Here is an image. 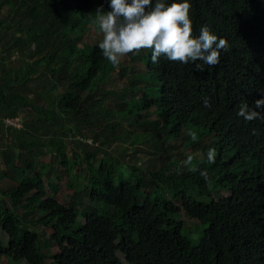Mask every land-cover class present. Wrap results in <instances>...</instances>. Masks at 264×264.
Here are the masks:
<instances>
[{
    "label": "trees",
    "instance_id": "trees-1",
    "mask_svg": "<svg viewBox=\"0 0 264 264\" xmlns=\"http://www.w3.org/2000/svg\"><path fill=\"white\" fill-rule=\"evenodd\" d=\"M6 1L15 10L0 13V132L9 131L14 144L0 151V183L8 178L15 184L0 188V262L264 264V120L248 122L236 114L242 101L259 111L254 102L264 99V0H188L193 37L208 26L228 42L215 66L181 64L163 56L153 63L151 49L138 54L136 62L145 71L134 89L145 99L134 102L129 95L127 101L122 95L119 111L146 114L152 104L145 91L158 86L159 109L171 138L167 146L150 143L157 155L142 169L125 168L93 139V145L74 140L80 147L72 153L65 142L71 130L64 131V122L89 121L96 111L91 94L109 75V62L98 45L79 49L82 32L71 39L68 28L77 23L87 27L97 2L108 6V0H34L42 12L30 0ZM26 47L23 59L18 49ZM11 62L17 65L10 68ZM104 106L105 115L117 111L110 102ZM16 117L22 118L23 129L4 124L5 118ZM150 122L147 126L154 129ZM178 139L190 153L173 152ZM35 148L54 154L62 171L78 180L73 198L83 199L79 205L84 210L74 200L64 205L47 196L44 183L51 167L37 169ZM209 148L216 152L212 164ZM196 149L202 160L186 163ZM160 154L165 155L161 162ZM52 188L59 190L55 182ZM180 208L207 225L196 244L180 231L181 222L174 217ZM79 218L82 224L74 231ZM37 228L56 235L55 255L43 253L48 248L42 247Z\"/></svg>",
    "mask_w": 264,
    "mask_h": 264
},
{
    "label": "rangeland",
    "instance_id": "rangeland-1",
    "mask_svg": "<svg viewBox=\"0 0 264 264\" xmlns=\"http://www.w3.org/2000/svg\"><path fill=\"white\" fill-rule=\"evenodd\" d=\"M32 4H36V10L38 12H42L43 7L40 2L35 3L34 0H30ZM97 7L101 4V1L97 2ZM12 6L8 4L6 0H0V13L1 14H9L11 15L15 10L12 7V11L9 13L10 8ZM73 9V7H70ZM104 10H110L107 5H104ZM44 11V10H43ZM95 16L91 18L90 24L85 27L82 23H77L76 25L70 26L68 30L70 31L69 36L71 39H74L76 35H81L82 32V40L80 44L77 45L79 49H82L84 45L92 46L99 45L102 41V33L99 32L98 26L94 25ZM20 35V34H18ZM33 47V46H32ZM23 50V51H22ZM146 49L141 50V52H146ZM0 51H2V45L0 42ZM21 54V57L24 59L29 53V47L25 49H18ZM138 54H128L126 57L121 59V63L118 66H113L110 62L106 65V71L109 72V75L105 78V80L97 83V89H95L91 94V99L96 102L95 111L93 115L90 117L89 121L86 123H79L77 125L74 121H66L64 122L63 129L64 131L71 130V137L65 138L67 150L69 153L73 151H79V147L77 144H74V140H81L84 144L93 145L92 140L96 141L99 147L102 150L112 152L120 161L121 165L125 168L131 167H139L144 168L147 163L150 162V159L153 155H157L154 153L156 149L150 146V143L157 144L158 147L162 145H169L171 142V138H168V134L170 133V126L164 121L163 111L159 109V87H148L145 91V95L147 99L151 102L152 107H150V111H146V114L139 113L138 115H123L119 111L120 105V96H126V99L129 101L128 97L131 95V100L134 102L140 101V99H145L144 94L141 92H137L135 88L140 85L138 79L141 74H144L145 67L139 61L136 62ZM142 57V56H141ZM38 58V56H37ZM35 58V59H37ZM63 58V57H62ZM35 59L30 60L33 62ZM74 64V62H73ZM10 68H14L17 64L11 62ZM140 74V75H139ZM146 87V85L144 86ZM116 92V94H115ZM55 100L58 99L56 94H52ZM90 99V100H91ZM110 102L117 109L116 112L111 114H104L103 107L105 110V104ZM103 105V107H102ZM126 112L131 109V104L129 103L125 106ZM112 110H110L111 112ZM152 114V115H150ZM96 116V118H94ZM21 118V117H20ZM151 121V122H150ZM151 123L154 127L155 131L158 132L155 137V142L152 140L153 136L156 135L154 129L149 128L147 123ZM55 124V123H53ZM103 131L105 136H99L97 133ZM3 132H0V151L8 148L12 144H14V137L6 131V135H2ZM102 133V132H101ZM98 136H97V135ZM163 134V135H162ZM107 136H110L107 138ZM73 140V141H72ZM44 141H48V137L45 136ZM151 141V142H150ZM175 146L177 149H174L173 152L177 153L184 152L190 153L191 149L181 145V140H177ZM205 145H209V143H205ZM34 152L38 155L36 159V166L38 170L44 171V169L50 165V174L46 176L44 189L47 193V196H51L55 198L58 202L63 203L64 205H69L71 201L76 202V206L84 210V208L80 207L79 202L83 201L81 197L73 198L74 194L78 191L77 188V179L73 176H69L64 173L59 167L57 160L54 154H49L46 149H33ZM165 155H159V160L161 162L162 158ZM100 157V156H99ZM98 157V158H99ZM202 152L196 149L192 154V159L201 161L202 160ZM112 162V161H110ZM116 163V162H115ZM152 162V165H159L160 163ZM162 165L165 163L162 162ZM117 168H120V164L116 163ZM122 168V167H121ZM248 168H242V171H247ZM127 174V171L122 168ZM59 174V175H57ZM57 176H60V180L57 181ZM127 177V175H126ZM56 183L58 185V192L55 193L52 188V183ZM82 183V182H81ZM15 183L11 179H4L0 183V188H5L14 185ZM166 194L169 193L167 188ZM164 192V191H163ZM162 191L160 193H163ZM81 195V194H80ZM79 195V196H80ZM217 195V192L214 193ZM1 196V192H0ZM78 199V200H77ZM84 201L87 202V198L84 197ZM180 206V205H179ZM19 206L18 208H20ZM181 207V206H180ZM20 214H23V210L19 209ZM103 214V210L99 212ZM179 222H181V233L192 243L196 244L198 240L201 238L203 231L206 229L207 225L201 224L196 219L188 218L183 210L180 208V211L176 213L174 216ZM82 218H79L78 224L74 226V231H76V227L82 224ZM30 229H33L32 227ZM38 233L40 235L42 247L47 245V250L44 249L43 253L47 256L55 255L58 252L56 247L57 237L53 233L52 230L45 228H37ZM34 231V230H33ZM6 245V241H5ZM0 264H24V263H14L12 260L8 258H3ZM47 264H53L52 260H49Z\"/></svg>",
    "mask_w": 264,
    "mask_h": 264
},
{
    "label": "clouds",
    "instance_id": "clouds-1",
    "mask_svg": "<svg viewBox=\"0 0 264 264\" xmlns=\"http://www.w3.org/2000/svg\"><path fill=\"white\" fill-rule=\"evenodd\" d=\"M190 3L167 4L165 0H108V8L100 5L95 10L94 25L102 33L98 47L102 55L113 66H118L128 54H139L151 49V61L157 63L160 57L181 64L203 62L208 66L219 63L221 51L228 50V42L213 34L208 26H202L200 34L193 37ZM197 68L203 71L201 65ZM264 96V89L260 91ZM211 105L205 101V107ZM253 110L246 101L238 105L237 116L245 121L264 120V99L254 102ZM192 140L197 136L189 133ZM215 149L209 148L208 163H215ZM189 157L186 163H191ZM195 170V169H192ZM207 178V173L202 172Z\"/></svg>",
    "mask_w": 264,
    "mask_h": 264
},
{
    "label": "built area",
    "instance_id": "built-area-1",
    "mask_svg": "<svg viewBox=\"0 0 264 264\" xmlns=\"http://www.w3.org/2000/svg\"><path fill=\"white\" fill-rule=\"evenodd\" d=\"M4 124L11 126V127H16L18 129H23V122L22 118L16 117V118H5L4 119Z\"/></svg>",
    "mask_w": 264,
    "mask_h": 264
}]
</instances>
